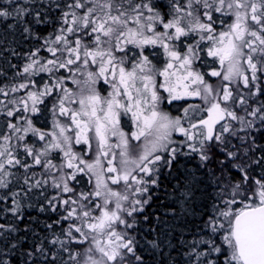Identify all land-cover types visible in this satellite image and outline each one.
Listing matches in <instances>:
<instances>
[{"label": "snow or ice", "instance_id": "1", "mask_svg": "<svg viewBox=\"0 0 264 264\" xmlns=\"http://www.w3.org/2000/svg\"><path fill=\"white\" fill-rule=\"evenodd\" d=\"M0 264H264V0H0Z\"/></svg>", "mask_w": 264, "mask_h": 264}, {"label": "rangeland", "instance_id": "2", "mask_svg": "<svg viewBox=\"0 0 264 264\" xmlns=\"http://www.w3.org/2000/svg\"><path fill=\"white\" fill-rule=\"evenodd\" d=\"M172 109H173V113L176 114L177 113V109L176 108H172Z\"/></svg>", "mask_w": 264, "mask_h": 264}, {"label": "flooded vegetation", "instance_id": "3", "mask_svg": "<svg viewBox=\"0 0 264 264\" xmlns=\"http://www.w3.org/2000/svg\"><path fill=\"white\" fill-rule=\"evenodd\" d=\"M213 79H215V78H213ZM170 110L173 112V109L172 108H170ZM163 202V201H162Z\"/></svg>", "mask_w": 264, "mask_h": 264}, {"label": "trees", "instance_id": "4", "mask_svg": "<svg viewBox=\"0 0 264 264\" xmlns=\"http://www.w3.org/2000/svg\"><path fill=\"white\" fill-rule=\"evenodd\" d=\"M163 203V202H162ZM160 211H163V209L161 208Z\"/></svg>", "mask_w": 264, "mask_h": 264}]
</instances>
